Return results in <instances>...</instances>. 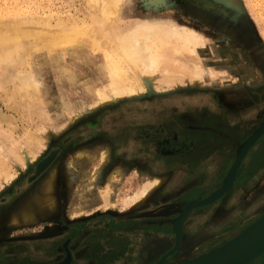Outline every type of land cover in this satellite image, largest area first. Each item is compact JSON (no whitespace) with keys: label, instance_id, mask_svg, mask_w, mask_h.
<instances>
[{"label":"rangeland","instance_id":"1","mask_svg":"<svg viewBox=\"0 0 264 264\" xmlns=\"http://www.w3.org/2000/svg\"><path fill=\"white\" fill-rule=\"evenodd\" d=\"M126 1L118 24L130 25L138 19L176 22L199 35L192 45L197 55L182 51L184 42L177 40L181 53L172 56V45L167 46L173 57L168 59L174 61L168 64L173 69L166 64L169 74L175 76L170 84L158 83L157 89L148 84L138 96L124 95L91 108L83 104L75 108L72 98L67 99L60 89L54 90L53 101L45 94L39 68L41 72L53 70L54 66H46L56 53L33 51L32 59L39 66L32 72L39 77L41 104L34 98L28 100V95V106L26 99L13 91L19 84L17 78H9L0 65L1 141L23 156L29 149L33 154L38 151L23 166L16 150L12 156L9 145L2 149L1 155L9 157L6 167L16 174L10 180L0 178V264H64L67 249L71 252L68 264L155 263L175 242L173 230L164 227L165 210L175 218L185 203L217 191L235 162L239 146L264 122V0ZM87 5L86 0H0V20L24 18L18 21L26 32L25 36L22 33L24 39L1 47L0 55H25L36 33L45 34L48 29L70 33L76 28L96 29L99 14ZM45 22L48 25L42 24ZM186 63L200 66L203 77L195 81L186 75ZM33 134L49 140L48 148L40 151ZM53 150H58L55 162L37 175L38 164ZM82 152L93 154L82 168L97 172L87 194L98 192L103 204L87 216L73 217L65 170L69 164L71 170H80L77 160H84ZM149 158L156 161L151 163L152 173L148 172L150 164L143 161ZM116 168L119 174L114 176ZM54 171L58 177L53 180ZM0 172H4L3 166ZM156 172L160 184L140 203L134 201L132 197L146 179L143 177L150 173L152 178ZM35 187L41 190L42 203H51L44 198L54 195L55 199H49L58 209L38 212V205H34L24 209L31 216L11 218L16 203ZM23 202L28 204V200ZM263 214L264 134L243 160L229 192L187 215L182 223V244L173 261L167 263L222 244ZM153 221L160 225L154 227ZM249 264H264V254Z\"/></svg>","mask_w":264,"mask_h":264},{"label":"bare ground","instance_id":"2","mask_svg":"<svg viewBox=\"0 0 264 264\" xmlns=\"http://www.w3.org/2000/svg\"><path fill=\"white\" fill-rule=\"evenodd\" d=\"M125 1L126 0H86L88 4L87 6H89V8H91L93 11L99 14L98 16L99 19L96 22V29H86L83 27L84 29H86V31H84L83 28L78 27L79 29L76 28V30L74 29V31L70 33L60 29H58L59 31L56 29L55 30L48 29L49 31H47L45 28H43L46 30V32H44L45 34H39V32L36 33L37 34L36 39L31 41L32 42L31 45L27 47L28 48L27 50H25L26 51L25 55L24 54L21 55L18 52L8 53V55H5L6 57L0 55V65L2 66L1 69L3 70V72L5 73L6 71V75L7 74L11 75L9 76V78L15 77L19 82V84L16 85L17 80H13L16 82L15 85L17 87V88L11 87L17 89V90L13 89V91L14 92L17 91L16 92L17 95L23 100L24 98L26 99L27 96L29 95L28 100L34 98L33 100L34 102L37 101V104L43 103V99H41L40 96V92L42 89L40 87L41 85L38 79L39 77H37L32 72L34 67H36L37 65L39 66L37 61H35L34 58L32 59L33 54H35L33 53V51H36V54L56 53L52 57L53 60L48 59V62L51 63L48 66H46V69H51L54 66L53 70L48 71L43 69V71L41 72V68H39V73H41V75L43 74L42 77L44 79L43 85H45V89H44L45 94L48 96L49 100L53 101L56 98L54 94V90L60 89L61 94L63 95L66 94L67 99L72 98V102L75 108L81 106L82 104L84 106H90V108L96 107L98 103L100 105L103 103L116 101L119 98L123 97L124 95L138 96L139 94H141V92L145 91V89L148 87V84H151L152 87L157 89L158 87H160L159 84H161V82L163 83L167 81L166 83L170 84V81L175 80L174 79L175 76L174 75H173L174 77L171 76V73L169 74V70H168L170 66L173 65L174 63V61L170 60L173 58L172 57L174 55L173 53H178V54L181 53L180 50L182 47L175 44V42H177V40H181L182 42H184L185 45L184 49L182 48L183 49L182 51L185 50V52H188L187 50H190L191 51V52L189 51L190 54L197 55V53L193 51L194 49H192V45L195 44V41L200 38L199 35L192 29L190 28L188 29V27L181 26L176 22L170 20H164V19L156 20V21L138 19L135 20L136 23L134 24H130V25L126 24L124 26L121 25L120 23L118 24V21L120 22L122 18L120 17V15H122L123 5ZM15 14L17 13L15 12ZM8 16H10V14ZM21 19L24 20V18H19L16 20L15 18H9V17L8 20L7 19L5 20L1 19L2 21L0 20V48L6 46V44L24 39L26 32L22 30L24 29V27L22 26V22L18 21ZM36 19L37 18H35L34 20ZM27 20L28 19H26L25 21ZM75 20L77 21V19ZM40 21L43 22V20ZM46 22L42 24H47ZM84 22H86V20ZM64 23L66 24V22ZM22 33L24 34V36ZM169 45H172V49L170 48V50H172L171 53L172 58L169 56L170 53H167L169 49L167 46ZM170 63L171 65L169 66L168 64ZM166 64L169 66V68H167L168 66H166ZM183 66L185 70V65ZM187 66H186L187 67L186 75H188L191 78H194L195 81L196 79H201L203 77V72L201 71L200 66H198L197 64H192L191 66L190 65ZM179 68L181 69V66ZM171 69H173V66H171ZM175 70L173 74L175 73L176 75ZM180 71L182 73L183 70ZM180 71H178L179 74ZM183 75L184 77L186 76L185 74H182V76ZM10 91L12 92V90ZM24 95H26V97H24ZM28 100L26 99L27 102ZM52 101H49V103H51ZM27 102L26 104L28 105L29 102L28 103ZM40 106L41 105H39V107ZM45 125H47V123ZM263 131H264V122L249 137L247 143L245 142L244 146L241 147L239 151L240 157L245 158L248 146ZM38 136L35 137V135L33 134V137L36 138V139L34 138V140H37L38 143L37 146H39L40 151H44L49 146V140L47 141L42 138L40 139L38 138ZM39 137H41V135ZM2 138L3 137L0 136V155L2 149L4 150V148L9 145L6 144L5 141H1ZM34 144L36 143L34 142ZM11 147L9 145L8 149H10ZM6 150L4 151V153H6ZM15 150H16L15 152L16 154L14 153ZM14 151L12 149L13 153L11 155L13 156L15 154L17 156V153L19 151L17 152V149H14ZM29 151L27 150L24 153V156L23 153L22 154H19L20 152L18 153L17 159L19 160V163L21 162L23 166L26 164L25 162L27 160H31V159L33 160V158L37 156L36 154L38 153V151L35 154ZM57 153L58 150L51 151L50 154L38 164L37 175L40 174L44 169L49 167L53 162H55ZM5 156L6 155L4 154L1 155L0 157V159L2 158L1 161H4V162L0 161V163L2 164L0 166H3V170H4L3 173L0 172L1 173L0 178L6 181L13 178L16 173H14L12 169H9V167H6L5 162L6 159H8L9 157L6 158L7 156L6 157ZM3 157L5 158V160ZM4 166L6 169H4ZM155 182H157L155 179L151 181L150 179H145L142 185H140L141 188L139 192L132 197L133 200L136 201L137 203H140L143 200V198L148 194V191L151 188H153ZM46 185L50 187L52 185V182L50 181ZM109 186L111 188L112 183H110ZM40 191L41 190L39 188L35 187L34 189H32V191L27 192L24 199L28 200V204H25V202H23L25 201L24 199L21 200L20 203L18 204L16 203L15 205L16 211L15 209L14 211H12L11 218L15 219L18 215H20L21 218H25V216H27L29 212H25L24 209L29 210L31 209V206L34 205L36 206L40 202L41 199ZM92 197L96 198L98 197V195L94 194L92 195ZM79 198L81 199V197L78 196L76 197L77 200ZM47 199L50 200L49 198ZM110 200L114 201L112 196ZM202 201L203 199L192 200L186 203L181 208L180 212L183 211L186 208V206H188L189 204H200ZM50 202L52 203V200H50ZM177 217L178 215L174 218L172 223L173 231H174V222L176 221ZM203 253L199 255H202ZM199 255H196L192 258L184 259L177 263H167L166 261L168 257L167 256L162 264H180L187 260H191L195 257H198ZM70 259H71V255L70 256L68 255L64 264H68Z\"/></svg>","mask_w":264,"mask_h":264},{"label":"water","instance_id":"3","mask_svg":"<svg viewBox=\"0 0 264 264\" xmlns=\"http://www.w3.org/2000/svg\"><path fill=\"white\" fill-rule=\"evenodd\" d=\"M263 134L264 131L258 137H256L249 146L247 145L248 149L246 156ZM248 139L245 141L246 143ZM244 143L239 146L235 162L229 170L223 185L209 197L203 199L200 204H189L186 206V210L184 209L178 214V217L174 222V247L168 253L162 256L157 264H162L167 256H171L179 250L180 224L185 215L196 208L213 204L229 192L235 182L238 170L245 159L239 156V151L241 147L244 146ZM66 251L70 253V250L67 249ZM262 254H264V214L256 218L249 225L242 228L238 233L234 234L221 245L204 252L198 257L187 260L180 264H249Z\"/></svg>","mask_w":264,"mask_h":264},{"label":"crops","instance_id":"4","mask_svg":"<svg viewBox=\"0 0 264 264\" xmlns=\"http://www.w3.org/2000/svg\"><path fill=\"white\" fill-rule=\"evenodd\" d=\"M82 155H84V156H82V158L84 160H80V159L77 160V162L80 164L79 165L80 166V170L79 171H77L76 169L75 170H71L72 169V166H71L72 164H69L67 166V171L65 170V174L67 173L69 175V176L65 175V180H67L66 183H65V185H66L67 194H68V205H69V208H70L69 210H70V213L72 214L73 217L74 216H87L88 214H91L94 210H96V209H93V208H95V206L98 207V206H101L103 204V201H102L103 199H102V197L100 198V195H99L98 192H91V193H89V195L87 194L86 189H87V187L91 186V183H93L94 179H96L97 172H95V171L92 172V170H90V169H88L86 167L82 168V163H84V166H86L87 165V159L86 158L92 157L93 154L92 153H88V152H82ZM143 161H147V163L150 164L149 165V171L148 172L152 173L150 171L151 170V163H156V161L153 160V159H151V158H149L147 160H143ZM117 169L118 168H116V171L114 172V174H119V170H117ZM150 173H148V176L149 177L148 176H144L143 178L150 179V181L155 179L157 182H155L154 186L160 184L161 178L156 176L157 172L153 175L154 177H152V178L150 177L152 175ZM55 177H56V179L58 177L57 176V171L52 172V176L50 178H52L54 180ZM52 188H53V186H52ZM150 190L148 191V193L150 192ZM94 194L98 195V197L93 198L92 195H94ZM76 196L81 197V199L79 198L76 201L75 200ZM46 197L47 198H51L49 196V194L46 195L45 198H44V202H50V200H48ZM52 198L55 199L54 195H53ZM201 199H204V198H201ZM41 201L42 200H40V202L37 204L38 207H37L36 210L38 212H42L43 210L45 211L46 209H52V208H53L52 209L53 211H56L58 209V208L57 209L55 208L56 207V204L55 203L54 204H51V203L46 204V203H42ZM48 205H52V207L51 206H48ZM105 207L106 208L109 207L108 206V203L105 204ZM165 211H167V210H165ZM171 215H173V214H171V213H169V214H163V216H164V219H163L164 221L163 222L166 223L164 225V227H167L168 229L173 230L172 223H173L174 218H171L170 217ZM187 215L185 216V218L187 217ZM27 216L29 217L31 215H27ZM184 219L182 220V222L180 224V246L182 244V235H181V233H182V223H183ZM158 223H157V225H158ZM151 225H154V227H155L156 226V222L153 221ZM159 225H160V223H159ZM228 239L229 238H227V240ZM183 240H184V237H183ZM186 242H189V239H186ZM200 243H202V242L201 241H198L197 242V244H199V245H200ZM219 245H221V243L218 244V245H214L213 247L208 248V249L211 250V249H213V248H215V247H217ZM208 249H206V250H204L202 252H199L198 255L201 254V253H203V252L209 251ZM70 255H71V252H70ZM183 258L187 259L185 256ZM188 258H192V257L191 256H188ZM159 261H160V259L157 260V261H155L156 263H153V264H157V262H159ZM180 261H182V260H179L177 262H180ZM177 262H175V263H177Z\"/></svg>","mask_w":264,"mask_h":264},{"label":"flooded vegetation","instance_id":"5","mask_svg":"<svg viewBox=\"0 0 264 264\" xmlns=\"http://www.w3.org/2000/svg\"><path fill=\"white\" fill-rule=\"evenodd\" d=\"M185 204H186V203H185ZM166 213H167V212L165 211V214H166ZM167 214H169V213H167ZM155 227H157V225H156ZM174 237H175V235H174ZM174 241H175V239H174ZM65 246H66V245H65ZM66 248H67V247H66ZM171 249H173V248H171ZM171 249H170V250H171ZM170 250H169V251H170ZM169 251L165 252L163 255H165V254L168 253ZM176 252H177V251H176ZM176 252H175V253H176ZM175 253H174V254H175ZM198 253H199V252H198ZM198 253H197V254H198ZM174 254H172L171 256H168L167 259H166V261H167V262H171V261H173L172 258L174 257ZM68 255L70 256V253L67 252L66 257H67ZM163 255H162V256H163ZM162 256H161V257H162ZM195 256H196V255H195ZM161 257H160V258H161ZM191 257H192V256H191ZM160 258H159V259H160ZM65 259H66V258H65ZM159 259H158V260H159ZM155 263H156V262H155ZM152 264H153V263H152Z\"/></svg>","mask_w":264,"mask_h":264}]
</instances>
